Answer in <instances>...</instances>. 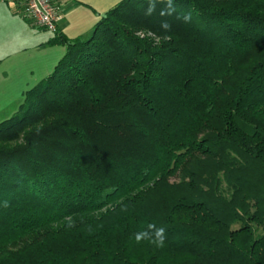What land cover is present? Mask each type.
<instances>
[{
  "label": "trees",
  "instance_id": "obj_1",
  "mask_svg": "<svg viewBox=\"0 0 264 264\" xmlns=\"http://www.w3.org/2000/svg\"><path fill=\"white\" fill-rule=\"evenodd\" d=\"M174 3L47 40L0 121V264H264V0Z\"/></svg>",
  "mask_w": 264,
  "mask_h": 264
},
{
  "label": "rangeland",
  "instance_id": "obj_2",
  "mask_svg": "<svg viewBox=\"0 0 264 264\" xmlns=\"http://www.w3.org/2000/svg\"><path fill=\"white\" fill-rule=\"evenodd\" d=\"M53 35L30 23L14 3L0 0V121L18 109L24 92L49 74L64 54L65 45L47 43Z\"/></svg>",
  "mask_w": 264,
  "mask_h": 264
},
{
  "label": "crops",
  "instance_id": "obj_3",
  "mask_svg": "<svg viewBox=\"0 0 264 264\" xmlns=\"http://www.w3.org/2000/svg\"><path fill=\"white\" fill-rule=\"evenodd\" d=\"M120 0H55L58 5L59 19L57 32L68 38L87 36L95 22ZM84 5L89 7L84 8ZM80 16H75L77 13ZM84 14V16H83ZM74 21V25L70 22Z\"/></svg>",
  "mask_w": 264,
  "mask_h": 264
},
{
  "label": "clouds",
  "instance_id": "obj_4",
  "mask_svg": "<svg viewBox=\"0 0 264 264\" xmlns=\"http://www.w3.org/2000/svg\"><path fill=\"white\" fill-rule=\"evenodd\" d=\"M158 5H162L159 10L160 16H172L176 13V7L174 0H148L147 8L145 10V15H152L154 12L157 11ZM177 18H182L185 22H190L192 19L191 13L183 14L182 16H178ZM161 28L165 30L167 33L171 25L167 20L161 21ZM165 39H168L169 37L165 35ZM5 206H7V203L5 202ZM135 240L137 243H140L141 241H149L150 243L156 245L157 247H163L166 240V234L165 229L160 227H156L155 224H148L147 228L143 231H140L135 234Z\"/></svg>",
  "mask_w": 264,
  "mask_h": 264
},
{
  "label": "built area",
  "instance_id": "obj_5",
  "mask_svg": "<svg viewBox=\"0 0 264 264\" xmlns=\"http://www.w3.org/2000/svg\"><path fill=\"white\" fill-rule=\"evenodd\" d=\"M22 5L21 12L34 25L55 32L59 19L55 0H1Z\"/></svg>",
  "mask_w": 264,
  "mask_h": 264
}]
</instances>
